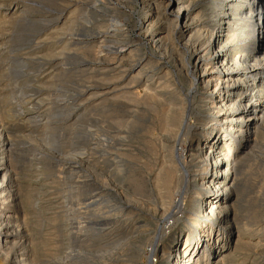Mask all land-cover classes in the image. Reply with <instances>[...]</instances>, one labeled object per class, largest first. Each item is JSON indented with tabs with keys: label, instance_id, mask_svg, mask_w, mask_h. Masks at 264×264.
<instances>
[{
	"label": "rangeland",
	"instance_id": "obj_1",
	"mask_svg": "<svg viewBox=\"0 0 264 264\" xmlns=\"http://www.w3.org/2000/svg\"><path fill=\"white\" fill-rule=\"evenodd\" d=\"M116 1L120 2L119 6L113 3L115 0H0V122L7 127L5 130L13 141L9 160L16 172L17 193L22 202L18 223L26 232L19 264H148L153 242L161 238V242L171 241V233L165 237L162 230L171 232L185 226L175 223L169 227L160 203L150 202L138 192L140 183L137 181L140 182L142 175L155 177L171 161L177 164L179 153V156H187L189 140L185 135L178 136L179 130L169 132L170 126L165 125L167 120L161 110L154 113L153 118L152 110L138 109L134 101L139 96V100L147 96L150 83L132 80L135 73L132 74L131 64L140 57L134 53L131 57L117 56L119 46L109 42L111 36L126 37V42L130 41L127 49H139L146 59L150 57L152 67L157 69L155 73L168 74L165 81L170 86L169 93L183 94L181 98L187 104L193 103L195 109L201 106L200 90L197 92L190 85L187 70L179 68L183 54L167 43L156 49L136 41L139 21L150 9L145 5L147 0ZM188 4L200 26L206 31L212 30L222 0H188ZM81 10L88 15L91 32L87 34H92L89 36L94 39L90 47L76 50L72 42L73 17L74 11L81 14ZM250 29L253 30V26ZM235 33L238 36L232 45L237 46L242 35L248 38L244 29ZM17 68L22 73L19 76H15ZM104 83L111 89L107 90ZM107 91L109 95L105 94ZM123 95L126 96L123 98ZM127 95L134 101L126 98ZM184 111L189 115V111ZM176 140H180L178 150H175ZM259 146L262 150L263 146ZM261 150L255 154L260 157L253 159L254 162L244 163L240 177L245 182L250 181L254 190L259 189L263 177L264 148ZM178 168L180 174L179 165ZM176 182L175 185L179 184ZM249 185L245 188L249 189ZM183 188L173 187L172 202L180 198ZM213 222L216 227L217 223ZM260 251L248 246L242 251L240 262L228 264L261 263L257 262L263 255ZM137 254L139 260L135 258Z\"/></svg>",
	"mask_w": 264,
	"mask_h": 264
},
{
	"label": "bare ground",
	"instance_id": "obj_2",
	"mask_svg": "<svg viewBox=\"0 0 264 264\" xmlns=\"http://www.w3.org/2000/svg\"><path fill=\"white\" fill-rule=\"evenodd\" d=\"M115 2L117 1L115 0ZM115 2L113 3L119 6L120 2ZM145 5L150 9L148 8V13L143 14L145 17H142L139 21L136 29V41L156 49L167 43L180 54H183V61L179 68L187 70L189 77H191V81L189 80L191 82L190 85L192 84L197 92L200 90L198 95L201 101L200 108H196V110L193 103H185L184 99L181 98L183 94L176 93L175 95L169 93L170 86L165 81L167 73H155L157 69L152 67V60L150 57L146 59L145 56L141 55V50H130V47L127 49L126 47H128L130 41L126 42V37L122 38V36L115 37L110 35L112 40L107 41L119 46V49L116 48L117 53L115 52L117 56L125 58V55L136 54L135 56L140 57L134 65L131 64L133 67L132 74L135 73L133 76L131 75L132 80H142L141 82H145L146 84L150 83L147 85L148 90L146 89L148 93L145 92L147 96L144 99L141 96L143 100H139L140 96L135 101L132 99L139 106L138 109L140 108L147 112L148 110H152V117L154 113L158 114V111L161 110L165 115L164 119L168 122L165 125L168 124L167 127L170 126V128L168 127L169 132L173 134L179 130L177 132L179 133L178 136L185 135L189 140L187 156H179L180 153L178 156L176 155L177 164L180 166V174L177 171L179 169L178 165L174 161H171L167 168L163 170L158 169V171H161L155 177L152 178L151 175L143 177L142 175L140 182L137 181V183H140L137 188L139 189L138 192H141L150 202L153 200L154 203H160V207L162 206L161 210L166 215V218H164L165 222L169 224V227H171V224L173 227L175 223L185 225L184 228L172 230L171 232L168 229L169 233L166 232L168 231L166 229V231L162 230V234H166L165 237H168L171 233V241L169 242L167 239L161 242L163 240L161 238L158 242H153L154 244L151 246L152 256L148 264L238 263L242 260L240 258L243 256L242 251L244 248H248V246L260 248V254L262 252L263 255L259 256L260 258L257 262L261 261L258 264H264V168L261 167L262 165L258 166L261 167L263 172V174L261 172L262 178L257 174V177L261 178L258 190L251 188L250 181L248 183L245 182V179H240L244 163L246 161L247 163L248 161L251 162V160L253 161V159L255 160L260 157V154L258 156L255 155L261 150V146L259 145H262L264 148V143H261V141L264 142V0H222V5L219 7L220 9L218 8L219 13L217 18L215 16L217 19L216 23L210 31H206L202 27L203 25L200 26L201 24L196 15H191L188 0H147ZM81 11L83 13L84 10ZM82 13L74 11L73 41H71L76 50L80 47L89 46L94 39L90 37L92 34H87L91 32L90 25L88 26L90 22L87 18L88 15L85 12ZM34 22L36 23V21ZM113 22L115 23V21ZM117 25V28H119V24ZM252 26L253 30L250 29ZM240 28L247 31L248 38H243L242 35L240 43L237 46L232 45L238 36L235 32ZM246 28L249 29L245 30ZM113 30L116 29L114 28ZM114 35H117V33H114ZM84 57L82 58L84 59ZM107 69L109 70V68ZM19 74L20 71L17 68L15 76H19ZM128 80L130 81L131 79ZM132 80L130 81L131 83H133ZM108 83L106 85L104 83L107 90L111 89L110 83ZM123 86L125 85L123 84ZM107 93L108 91L105 94ZM124 96L126 95H123V98ZM126 98H128V95ZM185 109L187 112L189 111V115L184 111ZM196 111L197 115L193 116ZM162 125L164 126V124ZM6 128L0 122V264H5L8 261L11 264H19L22 253L20 250L23 249L24 238H26L24 233L26 232L23 231L20 223H18V214L21 210L22 202L17 193L19 189L16 185V172L9 160L13 141L8 136ZM163 129L165 130V128ZM160 131L162 130L160 129ZM179 142L180 140H176L175 150L176 148L178 150ZM259 147L260 150H258ZM174 164L177 165L178 169H176ZM255 172L252 173L253 177L256 176ZM134 180L136 179L132 181ZM175 181H177L176 184H179L175 185ZM174 185L176 186V190L184 186L182 191L179 192L181 195L176 202H172L171 200ZM245 185H249V189L245 188ZM175 192L174 194L176 195ZM197 204L199 208H197ZM140 205L138 204L137 206ZM141 208L142 206L139 209L141 210ZM74 212L76 213V211ZM213 220L217 223L216 227ZM22 239L23 242L21 243ZM9 250H14V252L11 254ZM138 254L135 255L137 260H139ZM213 259H215V262L211 261Z\"/></svg>",
	"mask_w": 264,
	"mask_h": 264
}]
</instances>
